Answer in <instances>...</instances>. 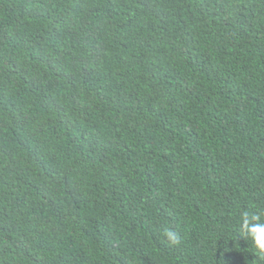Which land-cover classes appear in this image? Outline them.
<instances>
[{
	"label": "trees",
	"instance_id": "trees-1",
	"mask_svg": "<svg viewBox=\"0 0 264 264\" xmlns=\"http://www.w3.org/2000/svg\"><path fill=\"white\" fill-rule=\"evenodd\" d=\"M245 211L264 0H0V264H264Z\"/></svg>",
	"mask_w": 264,
	"mask_h": 264
},
{
	"label": "clouds",
	"instance_id": "clouds-1",
	"mask_svg": "<svg viewBox=\"0 0 264 264\" xmlns=\"http://www.w3.org/2000/svg\"><path fill=\"white\" fill-rule=\"evenodd\" d=\"M257 215H249L248 212L241 214V230L251 237L255 248L264 255V223H252V221L258 220ZM167 235L170 239H175L173 233L168 232Z\"/></svg>",
	"mask_w": 264,
	"mask_h": 264
}]
</instances>
